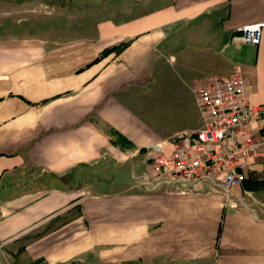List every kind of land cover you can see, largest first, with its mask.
Here are the masks:
<instances>
[{"label":"crops","instance_id":"1","mask_svg":"<svg viewBox=\"0 0 264 264\" xmlns=\"http://www.w3.org/2000/svg\"><path fill=\"white\" fill-rule=\"evenodd\" d=\"M57 1L55 30L0 37V264H264L261 159L230 195L222 174L102 191L119 180L96 166L155 178L146 150L195 146L209 78L240 73L264 104V31L232 39L264 0Z\"/></svg>","mask_w":264,"mask_h":264},{"label":"built area","instance_id":"2","mask_svg":"<svg viewBox=\"0 0 264 264\" xmlns=\"http://www.w3.org/2000/svg\"><path fill=\"white\" fill-rule=\"evenodd\" d=\"M264 22L241 26L232 39L259 45L263 38ZM248 80L240 73L207 79L196 90V101L203 125L197 130V142L192 147L177 146L171 154L148 148L145 160L152 161L155 179L166 182L215 179L222 192L231 194L234 185L244 180L245 170L261 159L264 162V139L252 137L245 126L264 120V104H250ZM160 147V146H158ZM150 177V175H149Z\"/></svg>","mask_w":264,"mask_h":264},{"label":"rangeland","instance_id":"3","mask_svg":"<svg viewBox=\"0 0 264 264\" xmlns=\"http://www.w3.org/2000/svg\"><path fill=\"white\" fill-rule=\"evenodd\" d=\"M63 6L62 1L57 0H0V37L41 35L55 30L57 19L62 16ZM114 162L103 158L96 163V166L104 167V171L108 169L109 172L116 174L119 180L118 183L113 181V184L106 185L102 191H121L131 187L140 190L154 189L164 184L160 179L149 177V174L142 170V166L135 170L137 173L127 176L128 183L125 184V179L121 180L119 176L121 173L126 175L131 162H124L125 165L122 162L118 164ZM34 173L37 177H41L38 172ZM61 177L53 176L52 183L57 182ZM82 191H90V188L87 186Z\"/></svg>","mask_w":264,"mask_h":264}]
</instances>
